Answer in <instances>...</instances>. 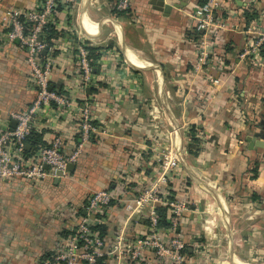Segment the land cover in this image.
I'll use <instances>...</instances> for the list:
<instances>
[{
  "label": "crops",
  "instance_id": "obj_1",
  "mask_svg": "<svg viewBox=\"0 0 264 264\" xmlns=\"http://www.w3.org/2000/svg\"><path fill=\"white\" fill-rule=\"evenodd\" d=\"M198 1L170 0L185 5L166 13L151 0H132L133 16L116 15L111 0H77L73 9L58 10V36L45 53L49 84L74 104L51 103L33 116L32 128L47 141L61 137L65 154L80 139L83 108L96 130L67 178L0 179V264L50 258L85 215L92 191L125 186L137 194L156 177V149L179 143L186 153L172 185L186 205L177 232L189 243L188 264H264V63L243 55L259 15L264 28V0H256L257 11L246 0H227L206 36L212 60L196 72L197 47L205 38L199 32L193 40ZM39 2L0 0V131L14 127L12 113L27 109L37 95L25 48L8 42L4 15ZM245 10L258 13L249 24ZM79 33L102 47L95 83L87 87L79 74ZM192 126L199 139L194 152ZM111 211L103 225L108 245L122 227L129 238L146 231L145 216L124 223L119 204ZM105 259L168 264L151 253L140 261L116 253Z\"/></svg>",
  "mask_w": 264,
  "mask_h": 264
},
{
  "label": "built area",
  "instance_id": "obj_2",
  "mask_svg": "<svg viewBox=\"0 0 264 264\" xmlns=\"http://www.w3.org/2000/svg\"><path fill=\"white\" fill-rule=\"evenodd\" d=\"M246 1L249 9L256 10V0ZM76 2L77 0H40L35 8L27 10L10 8L5 12L8 42L18 41L25 48L30 78L35 84L37 95L27 109L12 113V117L17 121L14 127H6L0 131V179L67 178L70 175L69 164L78 160L84 146L96 130L91 122V112L85 107L80 115V141L71 153H63V140L61 137H55L50 146L40 147L34 154L26 155L25 139L32 129L33 116L51 103L58 106L74 104L66 95L49 90L52 65L45 53L51 49V46L44 36L51 25L56 28L58 10L64 7L71 10ZM131 3L132 0H118L116 7L121 10L127 9ZM226 4L227 0H207L203 5H198L192 14L194 29L203 32L205 37L197 47L196 72L212 60L207 48L210 38L206 39V36L217 25L218 14H222ZM261 17L259 15L257 18L258 25H255L253 31L255 34L251 36L243 52V55L257 64L264 63V28L260 25ZM79 34L80 41L77 47L79 74L83 86L87 87L94 85L96 80L87 49L92 42L89 41L90 37ZM214 82L218 84L220 79H214ZM182 152L186 153L180 143L171 148H157L156 177L137 194H132L125 186L113 190L92 191L84 207L87 214L81 216L77 224L71 228L65 244L50 258L42 259L38 264H99L100 258L103 264L106 261L105 257L113 256L114 253L130 261L143 260L145 253H151L156 259L168 264H188L186 250L189 243L177 232L186 205L182 199L175 196L172 185L174 176L180 172ZM114 204H119L122 208V213L125 215L124 223L135 216H145L146 231L129 238L124 227L120 226L122 228L117 233L114 243L108 245V240L96 225L108 223ZM160 205L167 207L169 228L159 224L157 207ZM91 214L94 218H91Z\"/></svg>",
  "mask_w": 264,
  "mask_h": 264
},
{
  "label": "trees",
  "instance_id": "obj_3",
  "mask_svg": "<svg viewBox=\"0 0 264 264\" xmlns=\"http://www.w3.org/2000/svg\"><path fill=\"white\" fill-rule=\"evenodd\" d=\"M111 1L113 2V5H114L113 11H114V13H116V15H118V16H133L130 7L127 8V9L121 10V9H118L116 7V3L118 2V0H111ZM205 2H207V0H199L198 4L199 5H203ZM244 15H245L247 24H249V22L251 20H253L254 18H256L258 16V13L255 12V11L245 10L244 11ZM198 34H199V32L196 31L195 35H194V38L192 37L193 40H198V38H199ZM57 36H58V31L56 30L54 25H51L47 29L46 35L44 36V39L47 41L49 46H52L53 45L52 40H53V38H55ZM87 49L89 51L88 58L90 60V64L92 65L93 71H98L99 70V60H100V58L102 56V52H101L102 47L89 45V46H87ZM263 52H264V48H263ZM57 93L61 94V95H64L62 91H59ZM91 122H92V124L94 126H96L95 121L92 120ZM190 134L192 136V142L189 145V151L190 152H194L192 147L194 145L198 144L199 139L195 136L193 126L191 128ZM79 141H80V139H78L77 144L79 143ZM25 142H26L27 145H29V148L26 149V151H25L26 155H28V156L34 154L40 147L50 146L51 143H52V141H47L44 138V133L43 132L40 133L38 131H35L33 128L31 129L30 133L26 136ZM257 171H258L257 168L252 169V172L254 173V176L257 175ZM157 213H158V216H159V224H160V226H162L164 228H169L170 227V222L167 219V207L161 206V205L158 206L157 207ZM96 227H98L100 229V231H101V233L103 235L106 233V230H105L106 227L105 226L96 225ZM178 234L180 235L179 232H178ZM186 252H187V254L190 253L188 248H187ZM101 259L102 258H100L98 260L99 264H101V262H100Z\"/></svg>",
  "mask_w": 264,
  "mask_h": 264
},
{
  "label": "water",
  "instance_id": "obj_4",
  "mask_svg": "<svg viewBox=\"0 0 264 264\" xmlns=\"http://www.w3.org/2000/svg\"><path fill=\"white\" fill-rule=\"evenodd\" d=\"M166 1H169V2L166 3ZM151 3L154 5L155 8L162 10L166 13L171 12L173 5L175 7H178V8L185 5V3H177V4L176 3H170V0H151ZM49 90H52V88L49 87ZM88 90H90V88H88ZM14 122L16 123L17 121L15 120ZM256 136H258V135H256ZM261 140L262 141H260L261 143H259V145H261V147H264V136L261 137ZM28 148H29V145H26V149H28ZM73 166H74V164L70 163L69 169H72ZM83 212H84V214H87L86 210H84ZM90 216H91V218H94V215L91 214Z\"/></svg>",
  "mask_w": 264,
  "mask_h": 264
},
{
  "label": "rangeland",
  "instance_id": "obj_5",
  "mask_svg": "<svg viewBox=\"0 0 264 264\" xmlns=\"http://www.w3.org/2000/svg\"><path fill=\"white\" fill-rule=\"evenodd\" d=\"M211 199V198H210ZM213 201V199H211Z\"/></svg>",
  "mask_w": 264,
  "mask_h": 264
}]
</instances>
